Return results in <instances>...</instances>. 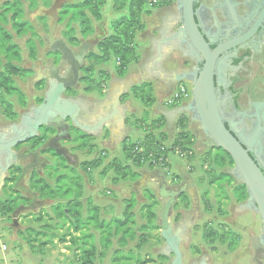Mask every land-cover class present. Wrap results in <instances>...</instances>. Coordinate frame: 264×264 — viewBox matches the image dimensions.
<instances>
[{"label":"trees","instance_id":"16d2710c","mask_svg":"<svg viewBox=\"0 0 264 264\" xmlns=\"http://www.w3.org/2000/svg\"><path fill=\"white\" fill-rule=\"evenodd\" d=\"M23 1L27 3L28 9L31 11L37 9L40 5L44 8H49L52 2V0ZM105 4L106 0H66V4L58 12V26L64 24L61 36L68 47H78L80 44L79 38L85 40L94 33V22L102 20ZM171 5L172 0H112L113 10L119 16L112 23L111 33L97 42L95 46L96 52L91 51L86 55V61L89 64L82 68L79 79V84L83 85L82 91L86 94L94 91L102 94L109 75L104 71H96L95 67L111 59L114 63L115 75L118 78L124 77L128 67L138 61L134 34L136 30L142 29L139 23L140 14L147 10L146 8L152 10ZM40 19L45 20L44 17ZM13 34L19 38L26 35L30 36L26 41L28 57L35 60L37 54L35 39H38L40 44L43 41L38 37L30 23L24 19L22 0H0V114L7 121H15L19 117L9 98L14 97L19 107H26L25 96L16 87L14 77L24 80L32 76L31 70L20 66L22 62L21 49L14 42ZM46 55L52 57L55 63L59 60L58 52H48ZM95 75H97V78H94ZM43 85V82L38 83L35 88L42 89ZM151 92L150 84L134 85L122 99L130 96L143 105L149 106L154 103ZM67 95L76 97L77 93L75 89H69ZM41 102V97L36 99V104ZM186 120L185 116L179 117L177 121L178 133L169 145L166 144V134L161 131L163 126L161 119L151 121L148 124L144 119L137 120V122L141 123L140 126H142L144 137L136 142H129L125 139L122 141V160L113 159L109 163V168L115 174L112 179L113 183L119 181L134 182L139 176L136 170L144 166L149 168H160V165L167 166L165 160L174 149H179L185 153L190 152L191 156L187 159H191L193 157L194 135L187 129ZM54 132L53 128L43 127L39 130L38 136L29 140L28 143L33 150H38ZM75 132L79 133L76 128ZM88 139L92 138L82 132H80L78 137H74V140H81L79 149H88L89 151L91 146L87 144ZM39 154L53 158L55 164L48 165L43 169L46 178L40 176L35 170L31 171L27 186L41 200L45 199L54 202L50 206L54 218L58 221L54 229L62 230L66 228V232L60 236L59 241L74 247L73 251L75 252L77 264H95L96 260H102L114 245L116 249L112 252L113 262L134 261L135 264L153 262V259L150 258L145 260L134 259L132 257V249H129L125 254L121 251L130 243H135L134 248L136 249L145 246L153 239L151 233L160 230V227L156 224L157 214L155 211L159 203L152 191L145 190L143 192L147 203L140 208L144 223L138 227L134 214L137 201L132 197L123 201L125 206L120 218H112L110 221L102 219L100 217V208L94 206L91 200L86 201L84 215L83 202L81 201L83 195V189L80 184L81 177L79 175L72 176L71 173L74 172V169L69 167L65 159L53 149H39ZM99 162V159L86 161L81 164V167L86 172L90 168L99 167ZM201 162L206 169L207 174L205 175L208 178L209 186L216 185L218 190L222 188V183H220L222 180L225 181L223 184H232L233 178L231 175L222 170L227 167L232 168L233 162L222 150L208 149L202 154ZM60 170H63L64 173H60ZM20 173L21 168L19 166H13L8 173L4 185V193L7 194V199H0V212L2 214H13L21 200L28 201V199L16 194L13 190V185ZM104 173L105 171L101 172V174ZM48 178L53 179V185L47 182ZM63 182L67 183L61 186ZM232 192L237 203L247 199L246 188L242 183L234 185ZM179 200L184 203V206L189 204L185 193L179 196ZM46 216L48 218L47 221L52 219L48 215ZM41 218L39 216L37 220ZM51 228L47 223L44 225L45 230H53ZM25 230L29 234L35 233V235L46 237L45 232H34L31 228ZM95 233H97V236ZM225 236L223 239L231 240L228 248L230 250L234 249L232 241L234 240L237 244V235L227 232ZM47 238L42 245L52 243L54 234L50 233ZM155 240L156 242L161 240L159 234ZM156 259L158 261L168 260L167 257L162 255L157 256Z\"/></svg>","mask_w":264,"mask_h":264},{"label":"rangeland","instance_id":"374dc122","mask_svg":"<svg viewBox=\"0 0 264 264\" xmlns=\"http://www.w3.org/2000/svg\"><path fill=\"white\" fill-rule=\"evenodd\" d=\"M22 2L24 9V19L34 28L38 37L40 38L42 35L47 34V27L50 19L45 15V12L48 8H44L40 5L37 9L31 11L28 9L27 3L23 0ZM52 3L53 0L51 4ZM146 9L147 10L143 11L140 14L139 18V23L142 26V29L136 30L134 34V44L136 46L138 43H140L139 41L144 42V40L146 39L145 37H148L155 31V28H153L157 22L155 16L153 15V10L155 9ZM118 16L119 14L114 12L113 10L112 0H106V4L103 8L102 20L100 22H94V33L85 40L79 38L80 42L94 39L97 40V38L100 40L103 37H106L111 33L112 23ZM42 17H44L45 20H41L40 18ZM63 25L64 24L59 25V30L57 32V37L61 40H63L61 36V32L64 28ZM29 38V35L20 38L14 35V42L21 49L22 62L20 63V66L31 70L32 72L34 69H39L40 73L42 74L44 71H46L47 64L49 63V57L46 55L49 52V49L44 43L40 44L38 42L39 40L35 39V43L37 44L36 59H30L28 57V49L26 47V41ZM92 52H96L95 47L92 48ZM137 56L139 59L138 53ZM88 64L89 62L85 60L84 66ZM110 65H113L112 62H110ZM66 68L67 66H64V70ZM95 68L98 69L97 66ZM94 78H97V75H95ZM36 79L37 76H35L34 73L30 78L24 80L20 79L19 77H14L15 85L23 93L26 101V107L21 108L17 104V101L14 97L9 98V101L14 105V110L19 115L22 112H27L28 108L30 109L33 106L35 107L37 98H43L42 93L44 91V87H42V89H36L34 87ZM180 86L186 88L185 84L180 83L177 89ZM188 87L190 89V85ZM82 89L83 85L78 84V86L75 88L77 95L85 94ZM64 97H66V95H64ZM190 100L191 95L188 94V97L182 101H179V103L181 102V104L186 105L190 102ZM189 115L190 114L187 113L188 118L185 117V119H187L185 121L187 129L188 126L191 125L189 121ZM7 122L9 121L5 120L0 114V127L5 128ZM193 126L194 125H191V131L190 129L188 130L191 133L193 132L192 134L194 135ZM79 134L80 133L75 132V134L71 136L68 135L65 138L60 137V139L52 140L54 141L53 143H51L50 141L51 138H48L44 142L43 146L39 149L54 148V150L65 159L66 164L74 169V172L71 173L72 176L79 175L81 177L82 180L80 184L82 189L86 185H90V188L93 187V190L96 191V203L100 207V217L102 219L110 221L112 218L121 217L122 210L125 206L124 202H122L121 200L129 199L131 197L135 198L137 201V205L135 206L134 213L135 222L138 227L141 223H143L139 217V206L142 202V199L140 197H136L132 192L130 193L131 187L127 186H121V188L118 189L120 195L117 193V186L113 184V182H111V178L115 177L114 171L109 168V163L112 159H109V157L104 154L105 150H102V147H100V145L97 143L95 144L92 139L87 140V144L91 146V150L88 151V149H79L78 147L81 144V140H74V137H78ZM201 146L199 147V149H204L202 151L203 153H205V151H207L208 149L204 146H202L201 148ZM201 156H199L200 159ZM43 158H45L48 162L44 165V167H42L39 175L46 178L43 173V169L48 165H54L55 160L46 155H44ZM97 159H99L100 161L99 167L90 168V170H87L86 172L83 171L81 167V164L83 162L94 161ZM102 171H105V173L101 174ZM59 172L64 173L63 170H60ZM200 173L202 175L203 173L207 174L206 169L201 167ZM230 173L232 174L231 171ZM68 174L71 175L70 173ZM206 180H208L207 176ZM236 180L240 182L239 179L236 178ZM47 182L50 185H53V179L48 178ZM66 183L63 182L61 186ZM220 183H225V181L222 180L220 181ZM24 185L27 186V181ZM222 188L218 189V191L221 193V196H223L224 194ZM85 189L87 190V188H84L83 190L84 195ZM107 192H109V195H107ZM0 199H7V194L4 193V189L0 191ZM113 199L121 201V204H119V201L112 202L111 200ZM38 200H40L42 204L36 211L33 212L16 211L15 213L9 215H5L0 212V264H77L75 252L73 251L74 247H70L67 243L59 241L60 236L66 232V228L62 230L54 229L56 227L55 224H57L58 222L54 218L50 210V206L54 202L45 199L41 200L39 197ZM181 203L183 206L180 205L177 207V204H174L170 215V223L172 229L175 230L180 221L184 223L183 230L181 229V239L179 242V251L182 255V264H200L201 259H204V264H254L252 261V247L256 238H250L245 230L250 226H258L260 227V235L262 234L261 221L255 211L248 209L249 212H246L243 215L236 216V222L240 223V229H236L235 226H232L231 229L233 231L231 229L230 230L232 232H239L241 236L237 235V244L234 240L232 241L235 248L230 250L228 246L231 240L227 238L223 239L225 234L227 232H230V230L228 231L229 225L227 224L228 222H230V219L228 218L226 223L219 218V204L216 203L214 199L207 200V203L211 209L209 214L204 209V207L207 205L206 203H198L197 205L193 206H191L190 204L184 206V203ZM110 204H112V206ZM83 205H85V202L83 203ZM229 207H231L230 204ZM162 208L163 205H161L158 209L155 208V211L157 210L160 214ZM84 211H86L85 207ZM251 212L255 215V218L252 216ZM230 214H232L231 210ZM46 215H48V217H51L52 219L50 221H47L48 218ZM39 216H41L42 218L40 220H37ZM176 218L177 220H175ZM15 219L17 221L20 220L19 226L15 224ZM46 223L49 224L52 227L51 229L53 230H45L44 225H46ZM27 228H31L34 232H45L46 237L35 235V233L29 234L25 230ZM256 230L257 229L255 228V231ZM50 233L54 234L52 243L48 245H42V243L48 239L47 237L50 235ZM157 233L158 232L156 231L154 235H157ZM95 235L97 236V233H95ZM160 244L163 245L164 242L160 241ZM134 245L135 243L128 246L129 249H133L132 257L134 259H153V262L147 264H171L172 262L173 255L169 253L167 246V250L164 249V252H166L168 260L158 261L156 259L159 251L156 250V248L158 247V243H156V241L154 240H151L149 244L137 250H134ZM2 246H4V249H2ZM115 249L116 246L114 245L112 249L109 250L108 256L102 261L96 260L95 264H135L134 261L113 262L112 252Z\"/></svg>","mask_w":264,"mask_h":264},{"label":"crops","instance_id":"0c3cea01","mask_svg":"<svg viewBox=\"0 0 264 264\" xmlns=\"http://www.w3.org/2000/svg\"><path fill=\"white\" fill-rule=\"evenodd\" d=\"M153 15L157 21L153 27L155 28V31L148 37H145L146 39L144 42H137V53L139 54V59L136 63L131 64L128 67L127 73L124 77L118 78L115 75L114 63L110 60L97 66L98 69H96L104 71L109 75V78L105 83V88L102 90V95H100L99 92L94 91L87 94L85 93L84 95H77L76 97H68L78 106V121L85 124L90 129L88 132L77 129L79 133L82 132L90 136L95 144H99L100 147H102V150H105L104 154L112 160H122L121 143L124 139L129 142H136L144 137L143 129H141L142 126H140L141 123L137 122V120L140 121L144 119L148 124L151 121L161 119L163 125L161 131L166 134V144L169 145L178 133L177 121L179 117L185 116L188 118L187 113L183 110L187 104H181V102L174 103L173 105L167 104L177 91V87L180 83L185 84L188 94L191 95V89H189L188 83L182 79L184 71L191 68L189 60L184 55L186 46L180 39H172L161 42L159 44L160 58H157L158 42L176 34L178 28L180 27L181 12L177 8V0H172V5L169 7L153 10ZM97 41H99L98 38ZM110 62H112L113 65H110ZM35 71L38 76L41 74L39 69H36ZM143 83L151 85V95L154 99L153 104L145 106L130 96L122 99V97L128 94L132 86ZM43 94L44 92L42 95ZM189 121L192 125V121L190 119ZM191 125L188 126L190 131ZM53 136H55L54 140L60 139V137L65 138L68 136V131H61L59 132V135L56 136L55 134ZM201 145L202 144L196 138V133L194 131V143L192 147L194 158L192 157L188 160L186 158H180L174 152H171L172 154H168L167 170L168 174L173 177V181L166 176L161 168H149L144 166L136 170L139 176L134 182L119 181L117 183H113L117 186V193L119 195L120 192L118 189H120L121 186H127L131 187L130 193L132 192L136 197H140L142 199L139 206V217L143 223L144 219L140 214V208L143 204L147 203L143 192L145 190L153 192L159 203L156 207L158 209L165 203V200L158 198L160 187L164 184L168 189H178L183 186V193L187 196L188 203L191 206L197 205L198 203H206L207 205L204 209L208 212V214L211 209L207 200L214 199L216 203L219 204V218L226 223L228 218L230 219V222L227 223L229 225L228 231L232 228V226H235L236 229H240V223L236 222V216L249 212L245 206L246 200L241 203H237L232 192L233 186L240 184V182H238L230 173V171L232 172V169L227 167L222 171L230 174L233 178V182L231 185L222 183V189L224 192L223 196H221V193L217 190L216 185L209 186L208 180H206V175L204 173L203 175L200 173V168H204L201 159L199 158V156L203 154L202 150H204L199 149ZM113 178L114 177L111 178V182H113ZM84 188H87V190L85 189V195H82L81 201L83 203L85 202V205H83V214L85 215L84 207L86 209V201L91 200L94 206L99 207V205L96 203V191L93 190V187L90 188V185H86L83 187V190ZM107 195H109V192H107ZM124 200L126 199H122L121 201L123 202ZM111 201L118 202L119 200L113 199ZM121 201H119V204H121ZM175 203L177 204V207L182 205L179 198ZM229 204L231 207H229ZM110 205L112 206V204ZM230 210L232 211V214H230ZM156 214V224L158 225V218L160 214L157 210ZM251 214L255 218V215L252 212ZM19 221L20 220H14L17 226H19ZM183 227L184 223L180 221L176 229L183 230ZM255 228L257 229L256 231ZM231 230L230 232L234 235L241 236L239 232H232L233 230ZM245 231L250 238H257L260 235V227L258 226L247 227ZM157 232V235L159 234L160 236V230ZM152 233L151 235L153 239L151 240L156 241L155 239L157 235H154L156 232ZM160 241L164 242L162 238ZM160 241L156 242L158 243L156 250L159 251L157 256L162 255L168 258L166 252H164V249L167 250L166 244L164 242V244L161 245ZM149 242L147 244H149ZM130 244H128V246ZM128 246L121 250L123 254L128 252ZM134 250L137 249L134 248ZM107 256L108 253H106L102 260H104Z\"/></svg>","mask_w":264,"mask_h":264},{"label":"water","instance_id":"95a60500","mask_svg":"<svg viewBox=\"0 0 264 264\" xmlns=\"http://www.w3.org/2000/svg\"><path fill=\"white\" fill-rule=\"evenodd\" d=\"M194 1L177 0V8L181 12L180 27L176 34L158 42L157 58H160L159 44L161 42L180 39L186 46L190 59L203 62L200 70L197 71L196 67L192 66L183 73L182 79L190 81L192 88L191 100L183 110L191 114L192 120L199 124L205 134L203 146L207 149L222 150L230 157L233 162V177L239 179L246 188L245 206L247 209L255 211L260 218L262 234L259 236V241L264 243V171L252 157L250 146L235 135L236 129L233 123L222 118L213 86V66L218 51L210 52L209 50L193 8ZM65 4L66 0H53L45 12L50 21L47 34L42 35L41 39L50 52H58L59 63L55 67L53 76L48 78L42 102L33 109V114L30 117L26 116L24 121H21L22 129H18L13 138L0 140V154L3 153L5 156L4 165L0 164V188L10 167L23 165L22 171L13 185V190L16 194L28 199L29 205L22 207L25 212L36 211L42 204L38 200V195L24 184L31 171L35 170L39 174L42 167L47 164V160L41 157L37 151L16 154L13 149L38 136L39 130L43 127L53 128L56 136L59 135V132L66 131V124H70L80 131H90L85 124L78 121V106L64 95L69 89H75L78 86L80 71L84 67L86 55L92 51L98 41L95 39L81 41L79 46L74 49L68 47L63 40L58 39V12ZM63 65L67 68L63 75H60ZM28 158L31 161L24 163ZM183 192V186L178 189H168L166 185L162 184L158 194V198L165 200L158 218L160 237L164 240L169 253L173 255L171 264H182V255L179 251L181 230L172 229L170 215L176 200ZM200 264H204V259H201Z\"/></svg>","mask_w":264,"mask_h":264},{"label":"flooded vegetation","instance_id":"af4514ba","mask_svg":"<svg viewBox=\"0 0 264 264\" xmlns=\"http://www.w3.org/2000/svg\"><path fill=\"white\" fill-rule=\"evenodd\" d=\"M193 8L210 52L218 51L213 66V86L222 118L233 123L235 135L250 146L252 157L264 171V0H195ZM184 55L191 67H196L197 71L202 68L203 62L190 59L187 48ZM48 60L46 71L39 76L35 70L32 72V75L34 73L37 76L35 85L43 82V92L47 88L48 78L53 76L59 63V60L55 63L52 57ZM65 71L63 65L60 75ZM186 82L192 90L191 82ZM65 95L69 97L67 92ZM35 107L22 112L16 121L7 122L5 128L0 127V140L13 138L17 130L22 129L21 121H24L26 116L30 117ZM190 120L194 125L196 138L203 145L205 134L198 123L192 118ZM65 129L69 136L75 134V127L72 125L66 124ZM53 135L55 132L49 136L51 143L54 142ZM13 151L16 154L31 151L39 153V150L31 148L28 141L18 145ZM4 158L1 153L2 166ZM29 161L31 159L28 158L24 163ZM13 166H19L22 171L23 165H12L10 169ZM5 180L0 191L4 189ZM20 202L13 213L22 212V207L29 205V201ZM19 207L21 208L18 209ZM252 261L254 264H264V243L259 241V237L253 243Z\"/></svg>","mask_w":264,"mask_h":264},{"label":"built area","instance_id":"2783aa9c","mask_svg":"<svg viewBox=\"0 0 264 264\" xmlns=\"http://www.w3.org/2000/svg\"><path fill=\"white\" fill-rule=\"evenodd\" d=\"M187 97H188V90L185 87L180 86L177 89V91L175 92V94L172 96V98L167 103L168 104L178 103L179 101H182V100L186 99ZM173 152L176 153L180 158H186L187 159L191 156L190 152H187V153L181 152L179 149H174ZM165 163L167 164V159L165 160ZM160 168L163 170V172L166 174V176H168L170 178L171 181L174 180L173 177L168 174L167 166L160 165ZM2 249H4V247H2Z\"/></svg>","mask_w":264,"mask_h":264}]
</instances>
